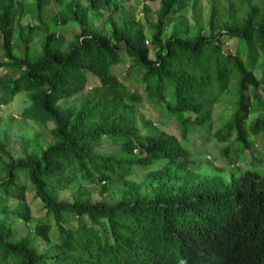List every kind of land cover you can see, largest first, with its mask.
<instances>
[{
  "label": "trees",
  "instance_id": "obj_1",
  "mask_svg": "<svg viewBox=\"0 0 264 264\" xmlns=\"http://www.w3.org/2000/svg\"><path fill=\"white\" fill-rule=\"evenodd\" d=\"M23 1L0 0L3 57L18 69L10 81L0 76V91L8 94L0 102L25 90L29 105L20 115L50 122V139L34 140L32 149L23 143V154L14 155L0 134V264H264V166L229 171L227 183L201 173L180 139L155 130L154 119L139 110L150 104L172 117L184 138L209 125L214 102L234 80L233 108L214 141L233 135L247 147L248 135L264 138L262 7L209 0L202 24L197 0H157L147 22L150 56L123 0H32L35 22L22 23ZM52 5L58 8L43 15ZM187 7L192 24L182 13ZM98 17L106 29L95 24ZM70 21L77 32L60 46L54 27ZM224 37L234 39L233 48L223 46ZM124 56L139 69L131 89L110 68ZM27 191L44 209L31 226ZM33 236L54 249L38 248Z\"/></svg>",
  "mask_w": 264,
  "mask_h": 264
},
{
  "label": "rangeland",
  "instance_id": "obj_2",
  "mask_svg": "<svg viewBox=\"0 0 264 264\" xmlns=\"http://www.w3.org/2000/svg\"><path fill=\"white\" fill-rule=\"evenodd\" d=\"M261 7L264 12V0H255ZM209 0H197L195 8L199 9V18L201 23L205 22L207 8ZM143 4L147 5V9L143 7ZM122 7L130 12L135 20L142 26L144 31V36L147 40L150 38L151 29L148 27L147 22H152L156 16V12L159 8L157 0H123ZM23 15L19 17V20L24 22H35L34 17L32 16V0L23 1ZM58 8L57 5H52L48 7V10L45 11L43 15H47L53 11V9ZM184 14L187 23L192 24L191 20V10L190 7H187L184 11ZM104 16V15H103ZM46 22L49 28L53 27L51 20L46 17ZM102 18L98 17L95 19V24L99 25L101 28H107L108 24L101 22ZM172 22L163 30V36H166L171 28ZM55 32L57 33L56 40L60 46L66 45L72 38V35L77 32V26L74 22H65L56 24L54 27ZM192 31V30H191ZM39 34L36 33L31 39L30 46L31 52H34L39 46ZM223 46L227 48H233L234 39L224 37ZM12 40L14 45L17 43L15 41V32L12 34ZM149 47V55L152 56L153 47L150 43H147ZM120 80H122L128 88H133L138 84L139 69L133 67V63L130 57L124 56L119 63L112 64L110 66ZM18 69L15 66H11L8 63H5V58L3 57L1 45H0V76L2 80L10 81L15 76H17ZM91 82L90 84L96 83L94 78L89 77ZM234 80H231L228 83L227 89L222 92L218 99L214 102L211 111V118L209 125L202 124L191 130L187 133L184 138H181L177 132L176 125L172 121V117L163 116L157 114L154 108L149 109L150 104L141 106L139 104V110L142 112L143 116H147L154 119L153 126L155 130L162 129L170 133H174L179 139L181 144L188 150L189 158L193 159L195 163V170L206 173L209 175H215L221 177L223 182L227 183L229 171L238 173L240 168L243 169L245 166L253 164L255 166H264V138L258 134L248 135L247 139L249 145L247 147H242L239 143H236L234 136L230 135L227 139L221 141V144H218L214 141L213 131L214 129L222 123L227 117H229L230 111L233 108L234 100V91L235 84ZM0 95L7 96L6 89L0 91ZM29 105V99L26 95V91L23 89L15 92L10 99L2 103L0 102V134L5 132L8 136V147L9 150L14 155H22L24 149H22L23 143L26 148H33V141L37 140L41 144H45L47 140L50 139L47 134V127L51 125L50 122H46L45 125L32 120L30 118L22 117L20 112L22 108ZM255 111H251L249 116L252 117ZM220 145L226 146L227 150L219 151ZM1 156V155H0ZM235 161L230 165L227 161ZM190 165V163H189ZM222 166L221 170L217 167ZM251 166V165H250ZM217 170H215V168ZM259 168V167H258ZM0 173L1 167H0ZM219 173V174H218ZM27 182V181H26ZM74 187V185H72ZM67 195V189L64 191H59L58 196L64 197ZM94 198L97 197L96 191L92 194ZM25 201L30 207L31 210V219L30 226L33 224L35 219L43 217L44 209L41 208L40 204L32 197L31 191H27L25 195ZM17 209L23 208L22 201L8 202L7 206H11ZM2 211L0 210V217L2 216ZM67 218L72 217L71 213L64 214ZM47 219L51 221V218L47 216ZM18 233L24 232V227L20 222L15 223ZM33 242L37 245L38 248H44L45 250H53L54 244L45 243L39 239V237H32Z\"/></svg>",
  "mask_w": 264,
  "mask_h": 264
},
{
  "label": "built area",
  "instance_id": "obj_3",
  "mask_svg": "<svg viewBox=\"0 0 264 264\" xmlns=\"http://www.w3.org/2000/svg\"><path fill=\"white\" fill-rule=\"evenodd\" d=\"M144 42H145V43H147V38H146V39H144Z\"/></svg>",
  "mask_w": 264,
  "mask_h": 264
}]
</instances>
